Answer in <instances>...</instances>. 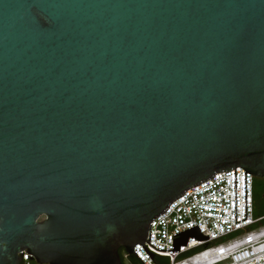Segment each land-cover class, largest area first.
<instances>
[{
    "label": "water",
    "instance_id": "obj_1",
    "mask_svg": "<svg viewBox=\"0 0 264 264\" xmlns=\"http://www.w3.org/2000/svg\"><path fill=\"white\" fill-rule=\"evenodd\" d=\"M239 166L264 179V0H0V264L153 259L152 220L234 168L236 200Z\"/></svg>",
    "mask_w": 264,
    "mask_h": 264
},
{
    "label": "built area",
    "instance_id": "obj_2",
    "mask_svg": "<svg viewBox=\"0 0 264 264\" xmlns=\"http://www.w3.org/2000/svg\"><path fill=\"white\" fill-rule=\"evenodd\" d=\"M254 188L255 176L236 167L235 200V168L216 172L212 179L186 190L152 220L146 238H150L152 245L147 241L144 244L154 254L153 259L140 243L134 247L138 257L134 256L141 264H264V225L252 228L259 221L254 216ZM196 225L209 238L189 236L188 245H180L179 251L167 250L173 249V238L180 237L174 234ZM227 236L232 238L221 241ZM208 244L207 248L181 258ZM29 259L30 255L25 253L23 263L29 264Z\"/></svg>",
    "mask_w": 264,
    "mask_h": 264
},
{
    "label": "trees",
    "instance_id": "obj_3",
    "mask_svg": "<svg viewBox=\"0 0 264 264\" xmlns=\"http://www.w3.org/2000/svg\"><path fill=\"white\" fill-rule=\"evenodd\" d=\"M259 186L264 191V179H262V178H255V188H254V205H255V210H256V207H257V203H258V194H259L258 193V187ZM256 218H259V221H257V222H259L260 224L258 226L264 225V217H263V215H261V216L258 215ZM208 246H209V244L208 245H204V246L199 247V248H195V249H193V250L185 253L181 258H184V257L190 256V255H192L194 253H197V252H199V251L207 248ZM119 252H120V255H121V259H122L123 264H141V261L136 256H134V255H128L126 253V251H125L124 248L122 249V251L119 250ZM32 260L33 261H36L35 259H32L30 257V259L28 261L29 264H32ZM22 264H25V263H22Z\"/></svg>",
    "mask_w": 264,
    "mask_h": 264
},
{
    "label": "rangeland",
    "instance_id": "obj_4",
    "mask_svg": "<svg viewBox=\"0 0 264 264\" xmlns=\"http://www.w3.org/2000/svg\"><path fill=\"white\" fill-rule=\"evenodd\" d=\"M258 193H259L258 194V203H257V207L255 210L254 216L257 217L258 215L259 216L263 215V217H264V191L262 190V188L260 186L258 187ZM259 224L260 223L257 222L256 224L253 225L252 228H256ZM232 236H234V235H232ZM232 236L224 237L223 239H221V241H226V240L232 238ZM32 264H38V263L36 261L32 260Z\"/></svg>",
    "mask_w": 264,
    "mask_h": 264
},
{
    "label": "flooded vegetation",
    "instance_id": "obj_5",
    "mask_svg": "<svg viewBox=\"0 0 264 264\" xmlns=\"http://www.w3.org/2000/svg\"><path fill=\"white\" fill-rule=\"evenodd\" d=\"M122 249H123V247L122 248H120V250L122 251Z\"/></svg>",
    "mask_w": 264,
    "mask_h": 264
}]
</instances>
